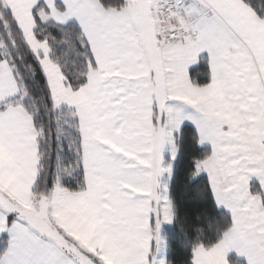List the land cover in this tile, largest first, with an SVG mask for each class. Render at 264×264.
<instances>
[{"label": "snow or ice", "instance_id": "1", "mask_svg": "<svg viewBox=\"0 0 264 264\" xmlns=\"http://www.w3.org/2000/svg\"><path fill=\"white\" fill-rule=\"evenodd\" d=\"M0 48V264H165V175L264 264V0H0Z\"/></svg>", "mask_w": 264, "mask_h": 264}, {"label": "trees", "instance_id": "2", "mask_svg": "<svg viewBox=\"0 0 264 264\" xmlns=\"http://www.w3.org/2000/svg\"><path fill=\"white\" fill-rule=\"evenodd\" d=\"M64 50L68 53L67 60L71 67L73 52L68 46H64ZM0 51L3 49L0 48ZM63 63L64 60L61 59V64ZM187 175H192L191 169ZM169 199L172 219L161 232L166 243V264H189V258L196 247L208 249L216 245L214 237L222 229L223 217L208 208H201L198 212L189 214L181 210L182 204L176 194L169 192Z\"/></svg>", "mask_w": 264, "mask_h": 264}, {"label": "crops", "instance_id": "3", "mask_svg": "<svg viewBox=\"0 0 264 264\" xmlns=\"http://www.w3.org/2000/svg\"><path fill=\"white\" fill-rule=\"evenodd\" d=\"M11 3L15 10L16 5L19 3V0H11ZM26 22H30V18ZM49 70L51 74H55L57 77H59V69L56 68V65L54 63L49 64ZM57 92L62 93L63 90L58 88ZM9 160H10V155L7 149L2 144H0V164L7 163L9 162ZM162 180L159 181V188L157 190V194L160 196L162 203L159 206L157 216L155 217L154 215L152 223L151 224L145 223L144 227L147 230L148 240L152 244L153 253L155 254L156 251L159 250L161 253V259H163L166 264V253L163 252V248H162L161 231H162L163 226L169 225L171 223L172 218L171 219L168 218V220H164L163 215H162L161 210L163 206H166L167 204L166 200L165 201L163 200V197L165 198L168 197L167 191L162 189ZM153 206L155 207V205ZM195 250L198 253V264H223L222 259L220 258V256L218 255L216 251V245L208 249L203 248V247H196Z\"/></svg>", "mask_w": 264, "mask_h": 264}, {"label": "rangeland", "instance_id": "4", "mask_svg": "<svg viewBox=\"0 0 264 264\" xmlns=\"http://www.w3.org/2000/svg\"><path fill=\"white\" fill-rule=\"evenodd\" d=\"M165 171H168L169 169H170V158H169V161L165 164ZM168 180H169V176L168 175H165L164 176V179L162 180V189H164V190H166L167 191V193H168V197L167 198H165V197H163V200L165 201L166 200V206H163V208H162V215H163V218H164V220H168V218L169 219H171L172 218V211H171V202H170V199H169V192H168V190H167V188H166V185H167V183H168ZM165 191V192H166ZM157 216V214H155V217ZM164 227V226H163ZM162 232V231H161ZM161 242H163L162 243V248H163V252L164 253H166V243H165V240H164V238L163 237H161Z\"/></svg>", "mask_w": 264, "mask_h": 264}]
</instances>
